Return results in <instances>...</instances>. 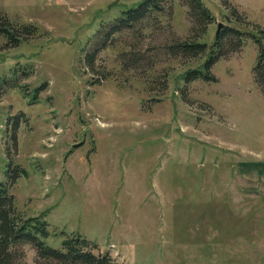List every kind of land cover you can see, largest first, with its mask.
<instances>
[{
	"label": "rangeland",
	"instance_id": "obj_1",
	"mask_svg": "<svg viewBox=\"0 0 264 264\" xmlns=\"http://www.w3.org/2000/svg\"><path fill=\"white\" fill-rule=\"evenodd\" d=\"M113 1L0 0L17 25L38 29L16 47L0 35V82L10 79L0 85V181L11 161L27 170L10 192L21 214L46 216L54 246L66 232L120 264H264L258 44L249 35L226 45L214 78L191 82L186 72L207 52L168 49L195 37L211 45L219 22L257 33L264 0H203L214 16L205 27L183 0H169L99 48L103 26L142 0ZM95 49L94 73L86 54ZM22 249L37 264L35 249Z\"/></svg>",
	"mask_w": 264,
	"mask_h": 264
},
{
	"label": "trees",
	"instance_id": "obj_2",
	"mask_svg": "<svg viewBox=\"0 0 264 264\" xmlns=\"http://www.w3.org/2000/svg\"><path fill=\"white\" fill-rule=\"evenodd\" d=\"M169 0H142L136 6L122 11V15L107 26H103L99 31L103 39L99 43V48L107 47L112 44L116 33L129 29L141 23L144 19L150 17L153 12H162L165 4ZM184 4L190 7L191 16L194 18V26L205 27L210 23L214 16L212 10L206 6L203 0H183ZM225 4L227 0H224ZM231 10V16L241 18L238 9L232 5L228 6ZM38 29L33 24L17 25L6 14L0 12V35L7 39V46L16 47L22 42L33 37ZM251 36L258 44L259 53L254 65V71L258 82L264 85V29H258L257 33H251L241 30L240 28L225 25L216 36V40L207 45L206 42L194 39L175 40L168 45V49L172 53L183 54L190 57H197L207 52L201 67L189 69L186 72L185 80L191 82L202 78L211 80L214 78L210 75L211 67L222 56L220 51L229 44L236 46L245 40L246 36ZM234 42V43H233ZM206 49L208 51H206ZM99 51H87L86 59L88 68L92 71L96 70L95 64L98 59ZM20 65V64H19ZM23 66V65H22ZM14 68V67H13ZM25 74H28L22 68ZM18 70H13L12 80L17 79ZM95 75V74H94ZM103 78H108L105 75ZM10 81L8 77H3L0 85L4 81ZM16 82V80H14ZM99 84L100 79L93 81ZM37 87L34 89V96L45 87ZM24 87V85H22ZM19 117V115L17 116ZM21 118V117H20ZM19 119V118H18ZM17 124L14 125L13 138L17 145ZM8 169L7 181H0V264H26L23 254V245L30 244L36 251L37 264H120L119 261L111 255L110 252H102L98 243L91 241L80 234L61 232L63 240L60 246H54L47 240L55 235L52 233L50 223L44 215L25 216L21 214L16 206L14 195L10 192L11 185L16 182L22 175L28 174L27 170L21 165H15L11 161ZM14 166V168H13Z\"/></svg>",
	"mask_w": 264,
	"mask_h": 264
},
{
	"label": "water",
	"instance_id": "obj_3",
	"mask_svg": "<svg viewBox=\"0 0 264 264\" xmlns=\"http://www.w3.org/2000/svg\"><path fill=\"white\" fill-rule=\"evenodd\" d=\"M118 2V0H115V1H113V3H112V5H114V4H116ZM111 5V6H112ZM111 6H109V8H111ZM225 26V24L223 23V22H219L218 23V28H217V32H216V34H218L219 33V31L222 29V27H224Z\"/></svg>",
	"mask_w": 264,
	"mask_h": 264
}]
</instances>
